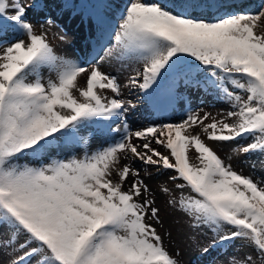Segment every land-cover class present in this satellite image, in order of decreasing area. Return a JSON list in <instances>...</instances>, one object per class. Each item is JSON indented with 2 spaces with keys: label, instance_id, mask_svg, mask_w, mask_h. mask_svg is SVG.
<instances>
[{
  "label": "snow or ice",
  "instance_id": "obj_1",
  "mask_svg": "<svg viewBox=\"0 0 264 264\" xmlns=\"http://www.w3.org/2000/svg\"><path fill=\"white\" fill-rule=\"evenodd\" d=\"M81 4L62 0L59 13L87 11L100 33L91 61L38 31L55 24L48 0H0V264H181L148 222L159 209L137 163L173 173L179 196L161 191L209 235L202 259L239 240L226 264H264V177L212 147L264 156V5ZM125 90L158 116L182 115L133 128ZM201 96L227 106L219 119L193 108Z\"/></svg>",
  "mask_w": 264,
  "mask_h": 264
},
{
  "label": "rangeland",
  "instance_id": "obj_2",
  "mask_svg": "<svg viewBox=\"0 0 264 264\" xmlns=\"http://www.w3.org/2000/svg\"><path fill=\"white\" fill-rule=\"evenodd\" d=\"M251 1V0H250ZM248 1V2H250ZM50 9L52 11V18L55 20V24L48 28L45 25L44 29L48 34L49 42L56 48L59 53L68 54L72 58H80L81 60L90 59L93 48L96 44V40L99 38L100 33L96 28V25L92 20L89 19L87 11L81 12L80 8H77L76 12H64L62 15L59 13V9L62 3V0H48ZM92 0H84V3H91ZM105 2L113 6V11L117 7H122L126 0H105ZM75 3L83 7L81 0H75ZM243 10L255 12L262 5H264V0H252V3L240 4ZM65 36V40H60L59 37ZM102 67L106 71H113V68L109 67L107 62H105ZM128 75L127 72L121 74L122 78ZM126 82V80H125ZM81 86L85 85L83 79L80 80ZM110 94V93H109ZM128 95L132 96L129 97ZM125 98L134 101L137 104L136 112H140L144 116L145 121L141 124H134L131 119L132 116H135L136 113H132L130 110L128 115L129 123L136 127H142L150 122H158L161 119L175 120L178 119L182 113L179 111L176 115L169 113L166 117L158 116L151 112L149 109L140 103L137 99V94L135 92H128L125 90ZM142 105L144 109H139L138 106ZM193 108H202L204 111L211 114L212 117L219 119L218 113H223L227 106L222 102L216 101L210 97L201 96L199 99L195 100L193 103ZM203 113H201L202 115ZM136 120V118H135ZM137 121V120H136ZM211 122V117L209 121ZM195 132H201V129L195 128ZM202 139H205L206 143H210L204 137V134L201 132ZM248 141H241V143H247ZM98 146V142H93L92 147L95 148ZM224 146L228 147L229 153L227 155H222V158L226 162L231 163L233 168L237 172H242L244 175H250L256 179L264 177V156L252 155V156H241L237 153H234L232 149L236 147L234 144H225ZM214 149L217 148L216 144H212ZM160 151H164L163 148H159ZM190 158L195 163L196 153L194 150L189 152ZM231 157V159H229ZM255 165V167H253ZM137 168H141V176L144 177L145 183L152 190V194L149 195V199H154V207L159 209V220L160 223H156L154 220L148 221L151 223L163 238V243L167 250L171 254H175L177 251L180 253L179 259L181 264H226L228 256L230 254L238 253L240 241L237 240L233 245H226L222 249L213 250V252L203 259L200 257L198 252V246L203 245L209 239V235L204 231H194L189 227V222L183 214H181L177 209L173 208L169 203L171 195L165 194L161 191L162 187H167L173 190L172 195L179 196L178 192H175V187L172 182L169 181V176L173 173L169 171H155V168H150L148 171L151 175H145L142 165L137 163L135 165ZM188 190L185 189L187 194ZM6 259V257H5Z\"/></svg>",
  "mask_w": 264,
  "mask_h": 264
},
{
  "label": "bare ground",
  "instance_id": "obj_3",
  "mask_svg": "<svg viewBox=\"0 0 264 264\" xmlns=\"http://www.w3.org/2000/svg\"><path fill=\"white\" fill-rule=\"evenodd\" d=\"M129 97H132V96H130V95H128ZM134 102V101H133ZM138 108L140 109H144L143 108V106L140 104L139 106H138ZM145 109H147V108H145ZM132 111V113H136V115L135 116H132V114H131V119H132V121H133V123L134 124H136V123H138V124H141V123H143L144 121H145V118H144V116H142L141 114H140V112H136L135 110H131ZM135 118H136V120H135ZM216 151H217V154L222 158V155L221 154H223V155H227L228 153H229V151H228V147L227 146H217V148L215 149ZM218 150H219V152L221 153H218ZM223 159V158H222ZM193 161V160H192ZM155 171H156V169H155Z\"/></svg>",
  "mask_w": 264,
  "mask_h": 264
}]
</instances>
